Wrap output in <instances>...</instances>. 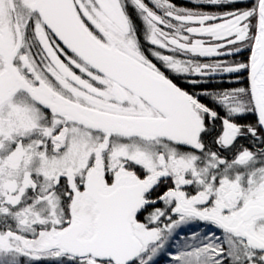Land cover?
<instances>
[{
  "label": "snow or ice",
  "instance_id": "obj_1",
  "mask_svg": "<svg viewBox=\"0 0 264 264\" xmlns=\"http://www.w3.org/2000/svg\"><path fill=\"white\" fill-rule=\"evenodd\" d=\"M0 264H264V0H0Z\"/></svg>",
  "mask_w": 264,
  "mask_h": 264
}]
</instances>
